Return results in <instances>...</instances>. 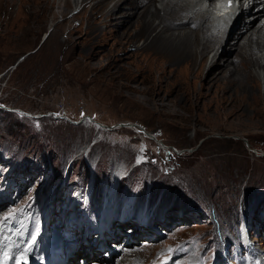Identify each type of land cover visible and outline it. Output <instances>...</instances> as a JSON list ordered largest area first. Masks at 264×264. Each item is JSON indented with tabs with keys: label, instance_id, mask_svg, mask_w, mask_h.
I'll list each match as a JSON object with an SVG mask.
<instances>
[{
	"label": "rangeland",
	"instance_id": "rangeland-1",
	"mask_svg": "<svg viewBox=\"0 0 264 264\" xmlns=\"http://www.w3.org/2000/svg\"><path fill=\"white\" fill-rule=\"evenodd\" d=\"M61 6L0 0V223L27 241L28 264L77 244L108 264L123 246L134 264H249L243 228L264 263L263 86L237 112L213 109L215 86L210 109L161 108L82 61L87 22Z\"/></svg>",
	"mask_w": 264,
	"mask_h": 264
},
{
	"label": "bare ground",
	"instance_id": "bare-ground-1",
	"mask_svg": "<svg viewBox=\"0 0 264 264\" xmlns=\"http://www.w3.org/2000/svg\"><path fill=\"white\" fill-rule=\"evenodd\" d=\"M260 2L254 1L245 13L243 11L234 19L212 15L207 0H63L59 12L64 14L72 4L79 6L78 16L82 15L87 22L82 39L89 42L81 47L82 61L98 69L100 76L108 77L110 82L120 80L122 87L148 95L146 99L153 100L161 108L176 109L177 102L183 97L184 106L196 110L212 107L207 97L209 88L215 86V94L221 100L213 109L237 112L244 103L252 105L246 99L247 95L254 96L256 102L260 87L264 90V42L260 39L264 3L258 8ZM88 5L89 12L84 15ZM69 19L73 21V18ZM74 27L72 32H79V27ZM99 40L108 43L106 50L96 48L94 44ZM127 51L130 52L126 54ZM196 79H200L199 85ZM122 171L123 166L117 165L113 173L118 177ZM106 209L108 212L109 206ZM12 227L0 223V240L10 250L9 255L15 258L27 248V241L22 242L18 231H13ZM242 230L245 233L246 229ZM244 233L242 246L254 256V260L247 258V263L264 264L257 260L261 257L260 252ZM87 249L90 250L80 251L77 244L68 252H57L53 257L44 250L39 254L46 264L53 260L59 264H64L63 260H67V264H76L80 254L85 258L83 264L109 263L101 250ZM120 254L118 264H134L140 257L124 246ZM3 258L0 254V261ZM31 258L33 264H41L37 255ZM15 263V259L8 260V264Z\"/></svg>",
	"mask_w": 264,
	"mask_h": 264
},
{
	"label": "snow or ice",
	"instance_id": "snow-or-ice-1",
	"mask_svg": "<svg viewBox=\"0 0 264 264\" xmlns=\"http://www.w3.org/2000/svg\"><path fill=\"white\" fill-rule=\"evenodd\" d=\"M14 215V213H9L8 216L4 217V220L6 221L10 216ZM32 243H35L36 237H31ZM31 248V245H29V249ZM28 249H25L23 252L19 253L15 258L10 256L7 252L3 253V261H0V264H8V260L15 259L16 264H28V256L26 252Z\"/></svg>",
	"mask_w": 264,
	"mask_h": 264
},
{
	"label": "water",
	"instance_id": "water-1",
	"mask_svg": "<svg viewBox=\"0 0 264 264\" xmlns=\"http://www.w3.org/2000/svg\"><path fill=\"white\" fill-rule=\"evenodd\" d=\"M98 124H101L103 125L102 123L100 122H97ZM131 126H137L135 123H127ZM119 125H124V123H120ZM143 132L149 134L150 136H152L155 140H157L158 143H160L163 147H168V145H165L161 140L157 139L153 134L147 132L143 127H139Z\"/></svg>",
	"mask_w": 264,
	"mask_h": 264
},
{
	"label": "built area",
	"instance_id": "built-area-1",
	"mask_svg": "<svg viewBox=\"0 0 264 264\" xmlns=\"http://www.w3.org/2000/svg\"><path fill=\"white\" fill-rule=\"evenodd\" d=\"M140 151H141V149H140ZM145 153V152H144Z\"/></svg>",
	"mask_w": 264,
	"mask_h": 264
}]
</instances>
